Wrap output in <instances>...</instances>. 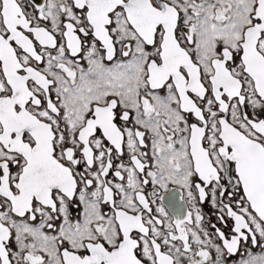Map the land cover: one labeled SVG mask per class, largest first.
Wrapping results in <instances>:
<instances>
[{
  "label": "snow or ice",
  "instance_id": "1",
  "mask_svg": "<svg viewBox=\"0 0 264 264\" xmlns=\"http://www.w3.org/2000/svg\"><path fill=\"white\" fill-rule=\"evenodd\" d=\"M0 264H264V0H0Z\"/></svg>",
  "mask_w": 264,
  "mask_h": 264
},
{
  "label": "built area",
  "instance_id": "2",
  "mask_svg": "<svg viewBox=\"0 0 264 264\" xmlns=\"http://www.w3.org/2000/svg\"><path fill=\"white\" fill-rule=\"evenodd\" d=\"M205 212H206V213H210V212H211V210L209 211V210L205 209Z\"/></svg>",
  "mask_w": 264,
  "mask_h": 264
},
{
  "label": "rangeland",
  "instance_id": "3",
  "mask_svg": "<svg viewBox=\"0 0 264 264\" xmlns=\"http://www.w3.org/2000/svg\"><path fill=\"white\" fill-rule=\"evenodd\" d=\"M205 209H207V210H209V211L211 210V209H210L209 207H207V206L205 207Z\"/></svg>",
  "mask_w": 264,
  "mask_h": 264
}]
</instances>
